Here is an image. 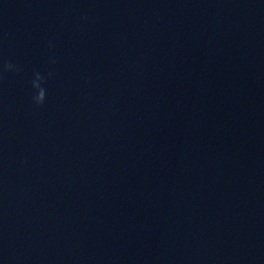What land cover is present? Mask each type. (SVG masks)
Wrapping results in <instances>:
<instances>
[{
    "label": "clouds",
    "instance_id": "clouds-1",
    "mask_svg": "<svg viewBox=\"0 0 264 264\" xmlns=\"http://www.w3.org/2000/svg\"><path fill=\"white\" fill-rule=\"evenodd\" d=\"M19 70V66L13 64L11 61L0 63V79L3 78L5 73L19 72ZM50 77L51 73L48 74L47 78ZM47 78L40 72H35L33 74V78L30 81V86L33 92L32 100L37 108H40L45 104L47 95L45 84L47 82Z\"/></svg>",
    "mask_w": 264,
    "mask_h": 264
}]
</instances>
